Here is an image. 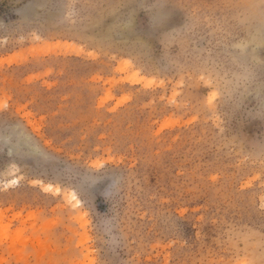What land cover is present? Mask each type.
<instances>
[{"label":"rangeland","instance_id":"rangeland-1","mask_svg":"<svg viewBox=\"0 0 264 264\" xmlns=\"http://www.w3.org/2000/svg\"><path fill=\"white\" fill-rule=\"evenodd\" d=\"M0 264H264V0H0Z\"/></svg>","mask_w":264,"mask_h":264}]
</instances>
